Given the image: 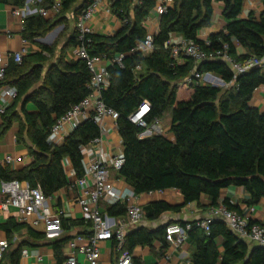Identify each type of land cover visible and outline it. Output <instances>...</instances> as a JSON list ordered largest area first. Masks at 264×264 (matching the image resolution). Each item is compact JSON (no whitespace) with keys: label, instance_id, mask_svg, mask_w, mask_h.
<instances>
[{"label":"trees","instance_id":"1","mask_svg":"<svg viewBox=\"0 0 264 264\" xmlns=\"http://www.w3.org/2000/svg\"><path fill=\"white\" fill-rule=\"evenodd\" d=\"M22 8L26 0H0ZM60 2L61 11L54 20L35 14L24 19L23 39L37 44L40 51L27 55L21 65L11 62L2 85L15 88L18 98L2 115V137L11 127L18 114L15 109L21 105L24 121L20 123L18 143L29 142L32 162L20 172L0 168V180L20 181L38 188L45 197L55 196L71 186L67 176L66 162L74 170L77 179L84 176L81 147L91 143L100 134L93 116L82 122L78 128L59 145L49 142L51 130L57 120L74 106L80 104L91 93L89 85L92 74L86 63L80 60L66 61L64 57L53 62L58 44L45 46L37 43L60 23L68 21L70 15L78 21L91 0H41L40 8L51 9ZM246 0H176L175 6L161 16L154 34L155 51L136 52L139 42L146 37L143 26L153 11L156 0H116L112 13L122 23L121 30L114 36H92L89 53L109 60V88L103 92L105 104L119 114L118 127L123 140L125 163L115 174V179L127 184L136 195L151 192L175 190L183 196L180 206L166 202H153L143 206L145 220L157 221L167 212L180 213L190 204H199L203 197L209 200V208L224 206L239 211V207L222 199L221 192L230 187L244 188L250 196L248 206H256L264 199V112L251 106L254 94L264 87V68H255L239 76L221 61H205L196 64L192 59L182 57L178 64L172 59L169 42L173 34L186 41L195 42L207 54L222 51L228 46L229 54L242 62L250 57L264 55V10L259 16L250 13L243 19ZM224 6L225 32L213 34L207 42L198 38V33L212 24L213 4ZM264 6V0H262ZM69 44L76 46V29ZM236 46L248 50L238 55ZM123 55L122 66L112 63ZM48 70L44 74L45 67ZM138 67L141 70L138 71ZM195 73L213 74L231 88L223 91L218 87L203 84L197 80L189 82ZM33 104L36 112L26 110ZM143 104L150 106L147 121L163 120L170 114L171 141L163 136L139 138L143 130L134 125L129 117ZM111 217L123 218V205L106 207ZM242 214V213H241ZM195 222L171 224L192 225L188 241L193 248L192 264H264V249L252 247L239 240L220 220L210 225V234ZM253 224H259L251 220ZM90 223L63 220L64 232L74 226ZM261 225V224H259ZM264 227V225H261ZM25 227L9 221L0 226L8 235V250L0 264H21L22 252L28 241L18 242L14 232ZM28 236L33 240H44L40 234L28 227ZM166 227L156 230L140 228L127 235L126 249L133 252L136 247H151L155 241L162 244V256L158 264H169L165 260L168 243ZM89 234V233H87ZM85 234V235H87ZM223 241L220 252L216 239ZM70 238L54 243L57 264H64L65 248ZM116 246L117 243L115 242ZM135 264H139L137 261Z\"/></svg>","mask_w":264,"mask_h":264},{"label":"built area","instance_id":"2","mask_svg":"<svg viewBox=\"0 0 264 264\" xmlns=\"http://www.w3.org/2000/svg\"><path fill=\"white\" fill-rule=\"evenodd\" d=\"M116 0H91L89 6L83 10L76 23V60L86 63L88 70L92 74L89 85L90 95L80 104L74 106L64 116L57 120L51 130L49 142L54 145L61 144L65 138L71 135L78 126L91 116L94 117L99 128V136L91 143L81 147V153L84 163V176L77 179L76 174L70 164L66 162L67 176L70 179L71 186L68 189L75 190L76 196L74 203L79 207L83 220L91 224V231L87 235H76L68 241L65 246L64 264H99L101 260V246L103 243L116 242L118 251L117 264H135L133 252L126 249L128 232L141 226L145 220L143 206L140 204L141 196L136 195L127 185L124 188H118L121 180H115L113 173L120 171L125 163L123 140L120 136L118 120L119 114L109 108L102 94L109 88L110 75L108 67L111 64L99 56H92L89 53V47L92 43V36L95 34L92 28V21L104 5L108 14L112 13V5ZM134 1V0H133ZM41 0H26L22 8L14 11V15L25 19L31 15H41L49 18L51 15H58L61 11L60 2H56L51 9H36ZM176 0H156V5L151 14L143 22L147 24L151 17L158 21L161 16L166 14L175 6ZM260 13L264 10L263 3L259 7ZM115 35V34H114ZM113 35V36H114ZM112 36V35H111ZM23 48L14 53L3 54L0 52V83L6 78L7 69L13 61L21 65L23 58L30 53V44L24 40ZM209 45V42H207ZM172 59L176 63H182V57L192 59L196 64L205 61L221 60L225 62L234 74V81L255 68H264V55L262 57H250L242 62L236 61L229 54L228 46L222 51L214 54H207L195 42L182 40L177 43L169 42ZM154 34H146L145 39L137 44L136 52L151 53L155 51ZM123 55L117 56L112 63L122 66ZM138 71L141 67H138ZM197 80L200 83L217 86L225 84L220 78L213 74L201 75L195 73L188 81ZM221 86V85H220ZM231 88V85H227ZM18 98V92L15 88L8 85L0 87V100L13 103ZM150 106L143 104L139 110L133 113L129 120L140 127L143 132L139 135L141 140L153 137H168L169 130L163 124V120L155 119L152 122L147 121L150 113ZM5 112L0 108V115ZM5 162L11 164L12 157H7ZM1 193L4 198L0 202V213L9 212L11 209L16 211L18 221L31 226L32 228H43V232L50 236H61L64 233L63 220L64 211L55 210L50 202L53 197L47 198L38 188H31L29 184L20 181H1ZM164 192H151L145 194L149 198L162 195ZM123 205L126 209V215L123 218L109 216L106 207ZM220 220L225 223L227 228L241 241L264 249V227L259 224L251 223V217L236 211L227 209L224 206L210 208L206 219L197 223L204 229L206 234H210V225ZM192 225L169 224L166 227L165 238L168 243V249L165 253V260L171 261L172 252L181 249L188 241L189 231ZM8 243L0 244V261L3 254L8 250ZM29 250L22 252V257H27ZM38 256V255H36ZM79 257L83 258L81 261ZM39 258V256H38Z\"/></svg>","mask_w":264,"mask_h":264},{"label":"crops","instance_id":"3","mask_svg":"<svg viewBox=\"0 0 264 264\" xmlns=\"http://www.w3.org/2000/svg\"><path fill=\"white\" fill-rule=\"evenodd\" d=\"M135 3L139 0H134ZM262 5V0H246L244 5V10L242 18H248L250 13L254 16H259V7ZM18 9L10 3L0 2V52L3 54L14 53L20 51L24 46V39L22 32L24 30V19L14 15V11ZM33 10L41 9L38 5L32 6ZM224 6L221 3L213 4V18L210 27L202 29L198 33V38L202 41L208 42L209 37L213 34H218L222 31H226V22L223 18ZM57 15H51L48 20L56 19ZM77 20L74 15H70L68 21L65 23L57 24L53 30L47 33L44 37L37 39V43L45 46H53L58 44V48L55 53L56 62L58 58L64 57L66 61L76 60L75 57V47L73 44H69L72 35L75 33ZM92 28L96 35L103 36H113L117 34L121 28L122 23L117 19V17L111 13L106 12V7L103 5L97 14L95 15L92 23ZM159 25V21L154 17L144 24L146 34H155ZM43 41L40 42L39 40ZM184 40L181 36L173 34L171 40L173 43H177ZM30 44V43H29ZM70 49V50H69ZM238 55H245L248 53L247 49L236 46ZM40 49L37 44H30V53L33 55L39 52ZM48 70V65L45 67L44 74ZM207 83V82H206ZM15 102V101H14ZM13 103H7V101L0 100V108L3 107L5 110H9L13 106ZM251 106L253 108L259 109L264 112V87H261L253 96L251 101ZM26 110L29 113L36 112L33 104H28ZM18 116L13 121L10 129L0 137V168H7L11 172H20L24 170L31 162L32 158L29 155L30 142L27 136H24L26 143H18L17 136L20 132V123L24 121V116L21 112V105L15 109ZM166 117L163 122H166ZM171 120V119H170ZM170 124L168 126V137L167 139L173 141L174 136L170 133ZM3 126L2 116L0 115V130ZM12 157L13 162L7 164L5 162L7 157ZM115 174H112L113 179H115ZM117 181V179H115ZM118 188H124L126 185L124 182H119L116 185ZM76 196V191L71 189L62 190L53 196L50 204L55 210H60L65 212L64 220L68 222H82V213L78 206L74 203ZM221 198L229 199L230 202L239 207V211L243 214L249 215L251 219L261 225H264V199L256 206H248L247 201L250 200L249 194L244 188L240 187H230L221 192ZM140 204L145 206L153 202H166L172 206H180L183 204V196L176 192L175 190L165 191L162 195H158L153 198H149L146 195H141ZM4 200L1 193V180H0V202ZM209 200L207 197H203L199 204H190L182 209L180 213L167 212L161 216L157 221H146L142 223L141 226L136 229L146 228L148 230H156L159 227L171 223L179 222H195L206 219L208 216L210 208ZM20 223L25 225V227L19 232H14V239L18 242L28 241L29 246L25 249L29 250V255L27 257H22L21 264H57L55 251L52 247V243L62 239L70 238L76 235H85L90 233L91 228L86 224L74 226L70 231L64 232L61 236L46 235L44 240H33L28 236V227L40 234H45L43 228H32L29 225L23 224L18 221L16 216V211L11 209L9 212L0 213V226L6 225L9 221ZM134 229V230H136ZM133 231V230H132ZM130 231V232H132ZM128 232V234L130 233ZM9 238L4 229H0V244L7 242ZM223 241L221 238L216 239V245L220 252L223 251ZM249 244V243H248ZM252 247L254 245L250 244ZM257 247V246H255ZM162 244L160 241H155L151 247H136L133 250L134 263L137 261L139 264H158L162 256ZM24 249V250H25ZM65 248H63L64 255ZM193 248L190 243L187 242L181 249L172 252L171 261L169 264H192V254ZM167 252V251H166ZM101 260L99 264H117L118 261V251L116 249L115 242L108 241L101 246ZM38 255V256H36ZM82 261L83 258L79 257Z\"/></svg>","mask_w":264,"mask_h":264},{"label":"rangeland","instance_id":"4","mask_svg":"<svg viewBox=\"0 0 264 264\" xmlns=\"http://www.w3.org/2000/svg\"><path fill=\"white\" fill-rule=\"evenodd\" d=\"M53 60H56V59L54 58ZM203 84H206V83L203 82ZM220 85H219V88L222 89L223 91H226V90L230 89V87L227 86V85H223V84H220ZM170 119H171L170 114H167L166 115V119H165L166 122H163V124L165 125V127H167V129H168L169 123H171V120Z\"/></svg>","mask_w":264,"mask_h":264},{"label":"water","instance_id":"5","mask_svg":"<svg viewBox=\"0 0 264 264\" xmlns=\"http://www.w3.org/2000/svg\"><path fill=\"white\" fill-rule=\"evenodd\" d=\"M40 42H42L43 40L42 39H40L39 40ZM206 62H202V63H200V65H203V64H205ZM213 87H217V86H213ZM169 224L167 223L166 225H164L163 227H167Z\"/></svg>","mask_w":264,"mask_h":264}]
</instances>
